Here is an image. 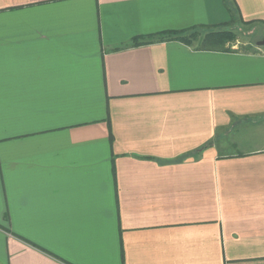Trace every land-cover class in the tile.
I'll use <instances>...</instances> for the list:
<instances>
[{"label": "crops", "instance_id": "obj_1", "mask_svg": "<svg viewBox=\"0 0 264 264\" xmlns=\"http://www.w3.org/2000/svg\"><path fill=\"white\" fill-rule=\"evenodd\" d=\"M255 25L264 0H0V264H264Z\"/></svg>", "mask_w": 264, "mask_h": 264}, {"label": "trees", "instance_id": "obj_2", "mask_svg": "<svg viewBox=\"0 0 264 264\" xmlns=\"http://www.w3.org/2000/svg\"><path fill=\"white\" fill-rule=\"evenodd\" d=\"M249 22H251V20ZM226 24L227 23L224 25ZM224 25H220L214 29L204 31L202 33L200 28L193 27L184 30H167L157 34H150L145 37L135 36L131 40V45L178 39L188 44H191L193 41L197 40L199 43H210L216 47L229 49V45L225 46V44L227 42H234L238 36V33L240 34V32L238 29L236 30L235 28H226ZM242 47L246 50H252L254 48L252 44L243 45Z\"/></svg>", "mask_w": 264, "mask_h": 264}, {"label": "rangeland", "instance_id": "obj_3", "mask_svg": "<svg viewBox=\"0 0 264 264\" xmlns=\"http://www.w3.org/2000/svg\"><path fill=\"white\" fill-rule=\"evenodd\" d=\"M248 30L250 31H248V34L250 33V35L251 36H249L248 34H245L244 33V36L245 37H240V38H242V39H248V37H249V39H251L252 38V41H254V43H257V42H259V41H262V40H264V35L262 34V27L261 26H259V25H255V26H252V27H249L248 28ZM239 31V30H238ZM240 32V31H239ZM243 33L242 32H240V35H242ZM238 35H239V33H238ZM239 35V36H240ZM243 45H246V44H242L241 43V45H239V47H242ZM263 47V49H264V45L262 46ZM242 146H244V145H242ZM225 149H228V150H232V149H234V148H225ZM239 149H243L242 147H240L239 146Z\"/></svg>", "mask_w": 264, "mask_h": 264}, {"label": "water", "instance_id": "obj_4", "mask_svg": "<svg viewBox=\"0 0 264 264\" xmlns=\"http://www.w3.org/2000/svg\"><path fill=\"white\" fill-rule=\"evenodd\" d=\"M258 45H264V40L257 42Z\"/></svg>", "mask_w": 264, "mask_h": 264}]
</instances>
